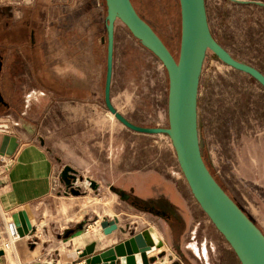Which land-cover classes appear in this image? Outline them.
Here are the masks:
<instances>
[{"label":"crops","instance_id":"obj_1","mask_svg":"<svg viewBox=\"0 0 264 264\" xmlns=\"http://www.w3.org/2000/svg\"><path fill=\"white\" fill-rule=\"evenodd\" d=\"M246 1L234 2L264 7L256 3H264L262 0ZM106 12L105 0H0V125L10 127L7 135L17 143L0 177V217L10 214L9 219L14 218L16 224L17 213L24 211L30 225L28 232L3 251L0 264H48L51 250L60 255L62 243L57 247L54 241H47L51 237L42 239L31 213L49 198L56 177L68 171L96 180L131 207L138 208L132 204L134 200L161 211L140 210L157 218L150 225L163 241L148 257L155 258L167 247L184 264H241L210 218L203 217L206 213L180 169L170 137L131 129L106 106ZM143 51L159 60L117 19L109 100L135 125L168 127V76L163 107L150 88L151 72L146 70L149 62L144 61ZM242 62L264 75L256 63ZM201 75L202 67L197 104ZM156 111L165 112L167 124L143 120L147 113ZM199 123V138L202 143L210 142L214 127H209L216 123L208 122L207 112ZM5 135L0 134V146ZM226 164L223 166L237 184L245 188L244 180ZM60 208L67 210V202ZM80 212L72 214L84 217ZM102 220L99 224L94 220L84 230L66 228L63 239L70 244L64 252L66 261L75 259L92 240L104 246L145 229L128 231L131 221L125 230L115 218L117 229L105 235L100 227ZM120 231L123 238L117 236Z\"/></svg>","mask_w":264,"mask_h":264},{"label":"rangeland","instance_id":"obj_2","mask_svg":"<svg viewBox=\"0 0 264 264\" xmlns=\"http://www.w3.org/2000/svg\"><path fill=\"white\" fill-rule=\"evenodd\" d=\"M131 1L141 18L153 28L170 52L177 57L180 43L179 0ZM204 2L209 27L215 40L236 59L256 63L264 71V7L255 3L239 4L232 0ZM143 57L144 61L149 62L146 70L151 72V78L148 80L150 88L156 94L159 106L164 107L166 70L149 52L143 51ZM202 64L197 104L198 130L201 132L202 125L200 127L199 122L205 112L208 122L216 123V126L210 124L209 127L210 129L214 127L213 134L210 133V142L202 143L200 138L202 155L215 178L264 233V89L248 74L223 64L209 49ZM143 120L152 124H167L164 111L149 112ZM2 124L0 134L7 135L10 127ZM205 145L209 147H204ZM0 156L1 177L5 172L6 162H10V155L7 159L8 155L0 150ZM224 164L229 165V169L243 179L249 189L237 184L233 174L223 166ZM62 174L56 177L49 198L31 213L42 239L51 237L47 241L50 243L54 241L57 247L62 243L58 248L62 259L57 251L51 250V255L49 254L47 258L48 264H54L57 258L59 259L56 264H87L85 260L78 259L79 254L72 260L66 261L64 258V252L70 246L63 239L67 227L72 228L71 230L78 228L84 230L94 220L99 224V220L117 218L125 230L132 221L128 231H138L152 227L150 225L152 221L157 220L149 214L140 213L143 209L129 206L120 197L111 193L113 191L99 185L96 180L83 175H73L69 171ZM62 202L68 204L65 211H61L60 208ZM72 212L76 214L80 212L84 217H76ZM68 214L71 217H66ZM5 216L0 217V243L1 240L4 242L7 240L6 222L11 215ZM44 231L47 232L46 236ZM117 236L124 237L121 231ZM2 249L0 245V257L4 254ZM164 249L166 250L157 253L155 260L149 258L148 261L153 263L166 260L164 264H184L171 248ZM156 250L150 251L148 256ZM1 264L9 263L2 261Z\"/></svg>","mask_w":264,"mask_h":264},{"label":"water","instance_id":"obj_3","mask_svg":"<svg viewBox=\"0 0 264 264\" xmlns=\"http://www.w3.org/2000/svg\"><path fill=\"white\" fill-rule=\"evenodd\" d=\"M246 3V0H233ZM107 58L105 103L109 111L127 127L149 133H166L174 147L180 169L190 190L206 215L230 244L241 264H264V233L242 208L224 191L208 170L201 151L197 123V90L201 67L206 51L211 50L222 62L251 75L264 88V75L255 67L239 61L212 36L204 0H179L180 43L177 58L170 52L153 28L142 19L130 0H105ZM260 5L263 2L256 1ZM120 20L140 43L155 54L165 67L168 76L167 114L168 127H142L118 113L109 100L112 70L113 33L116 20ZM16 147L13 137H3L0 150L11 154ZM17 231L23 235L30 230L24 211L17 213ZM102 231L110 235L117 229L115 220H103ZM98 246L95 241L86 244L78 255L87 264H121L120 256L139 251L143 264H148L145 253L154 243L148 229L115 243ZM97 252V253H96ZM103 262V263H101Z\"/></svg>","mask_w":264,"mask_h":264},{"label":"bare ground","instance_id":"obj_4","mask_svg":"<svg viewBox=\"0 0 264 264\" xmlns=\"http://www.w3.org/2000/svg\"><path fill=\"white\" fill-rule=\"evenodd\" d=\"M228 65V64H227ZM230 66V65H229ZM231 67V66H230ZM233 68V67H232ZM235 69V68H234ZM249 75V74H248ZM252 77V76H251ZM256 80V79H255ZM257 81V80H256ZM4 153V152H3ZM103 221V220H102ZM101 221V222H102ZM101 222H100V227L102 229V226H101ZM15 227L17 229V225L15 224ZM148 231H149V234H150V237L154 243V246L152 247V249H150L149 251H147L145 253V256L146 258L149 260V258H152L151 260H155L154 257H148V253L152 250H154L155 248H160L162 245H163V241H162V238L159 236V234L157 233L156 229H154V227H150L148 228ZM17 235L18 237H21V235H19L18 231H17ZM14 243V239L11 238L10 236L8 237V239L1 243V245H3V251L5 249H8L10 248ZM132 255V258H133V263L135 264H143V257L141 256V253L139 251L137 252H134L131 254ZM131 259V258H130ZM130 259H128V255H122L120 256V262L121 264H130ZM166 262V260L164 261H155L153 263L149 262L148 261V264H164ZM103 263V262H101ZM103 264H107L106 262H104ZM108 264H112V261H109Z\"/></svg>","mask_w":264,"mask_h":264},{"label":"trees","instance_id":"obj_5","mask_svg":"<svg viewBox=\"0 0 264 264\" xmlns=\"http://www.w3.org/2000/svg\"><path fill=\"white\" fill-rule=\"evenodd\" d=\"M131 1V0H130ZM131 3H132V1H131ZM135 8V7H134ZM136 10V9H135ZM137 11V10H136ZM138 13V12H137ZM140 16V15H139ZM141 17V16H140ZM143 19V18H142ZM175 57V56H174ZM203 159H204V162H205V164H206V166H207V168H208V170L210 171V173L212 174V176L214 177V179L219 183V185L224 189V187L222 186V184H220V182L215 178V176L213 175V173L211 172V170L209 169V167H208V165H207V163H206V160H205V158L203 157ZM224 191L228 194V192L224 189ZM229 196H230V194H228ZM231 197V196H230ZM232 198V197H231ZM233 199V198H232ZM234 200V199H233ZM235 201V200H234ZM132 202V204L133 205H135L136 207H138V208H141V209H143V210H145V211H148V212H152V213H155V212H161L157 207H155V206H153V205H143V204H141V203H138V202H136V201H134V200H132L131 201Z\"/></svg>","mask_w":264,"mask_h":264},{"label":"built area","instance_id":"obj_6","mask_svg":"<svg viewBox=\"0 0 264 264\" xmlns=\"http://www.w3.org/2000/svg\"><path fill=\"white\" fill-rule=\"evenodd\" d=\"M1 157L2 156H0V159H1ZM6 158L8 159L9 157H7L6 156ZM1 161H3V160H1ZM9 161H8V163L6 162V165H5V169L7 168V166L9 165ZM15 220H13L12 218H11V220L9 219L7 222H6V231H7V239H8V237L10 236L11 238H13L14 239V241L16 240V239H18L19 237H18V235H17V229H16V227H15V222H14ZM2 241L3 240H1V243H2ZM4 242V241H3ZM1 243H0V245H1ZM2 246V248H3V245H1Z\"/></svg>","mask_w":264,"mask_h":264},{"label":"flooded vegetation","instance_id":"obj_7","mask_svg":"<svg viewBox=\"0 0 264 264\" xmlns=\"http://www.w3.org/2000/svg\"><path fill=\"white\" fill-rule=\"evenodd\" d=\"M175 58H177V57H175Z\"/></svg>","mask_w":264,"mask_h":264}]
</instances>
